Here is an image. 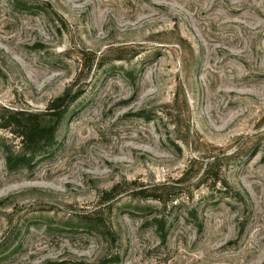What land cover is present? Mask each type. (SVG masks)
<instances>
[{
	"label": "rangeland",
	"instance_id": "374dc122",
	"mask_svg": "<svg viewBox=\"0 0 264 264\" xmlns=\"http://www.w3.org/2000/svg\"><path fill=\"white\" fill-rule=\"evenodd\" d=\"M74 263L264 264V0H0V264Z\"/></svg>",
	"mask_w": 264,
	"mask_h": 264
},
{
	"label": "trees",
	"instance_id": "16d2710c",
	"mask_svg": "<svg viewBox=\"0 0 264 264\" xmlns=\"http://www.w3.org/2000/svg\"><path fill=\"white\" fill-rule=\"evenodd\" d=\"M81 95L68 89L63 95L53 100L48 106L46 114H26L16 112L12 116L16 121V129L11 133L20 139L21 148L19 151L7 152V164L10 170L20 167L31 168L35 165L36 159L42 153L51 148L55 141L58 124L63 117L65 109L72 101ZM51 121H47L46 117ZM92 264V263H74ZM105 264V263H101Z\"/></svg>",
	"mask_w": 264,
	"mask_h": 264
}]
</instances>
